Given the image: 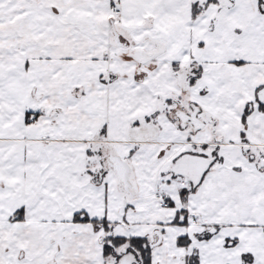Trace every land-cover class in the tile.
<instances>
[{"label":"snow or ice","instance_id":"1","mask_svg":"<svg viewBox=\"0 0 264 264\" xmlns=\"http://www.w3.org/2000/svg\"><path fill=\"white\" fill-rule=\"evenodd\" d=\"M0 264H264V0H0Z\"/></svg>","mask_w":264,"mask_h":264}]
</instances>
